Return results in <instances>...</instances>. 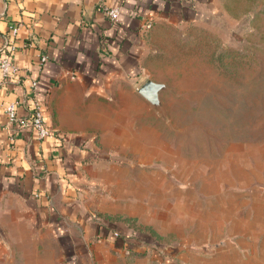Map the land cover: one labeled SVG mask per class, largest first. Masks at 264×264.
I'll list each match as a JSON object with an SVG mask.
<instances>
[{
    "label": "crops",
    "instance_id": "crops-1",
    "mask_svg": "<svg viewBox=\"0 0 264 264\" xmlns=\"http://www.w3.org/2000/svg\"><path fill=\"white\" fill-rule=\"evenodd\" d=\"M214 9L0 0V56L15 66L0 74V264H264V178H238L236 159L224 170L218 154L190 155L136 92L147 77L163 82L150 62L157 30ZM13 100L18 116L38 101L50 132L8 122L2 105Z\"/></svg>",
    "mask_w": 264,
    "mask_h": 264
},
{
    "label": "rangeland",
    "instance_id": "rangeland-1",
    "mask_svg": "<svg viewBox=\"0 0 264 264\" xmlns=\"http://www.w3.org/2000/svg\"><path fill=\"white\" fill-rule=\"evenodd\" d=\"M217 5L220 9L202 22L157 30L150 62L163 73L166 88L159 93L162 108L156 111L179 144L189 140L190 155L211 162L218 154L224 170L227 164L234 167L236 159L238 178L244 180L252 172L253 178L258 176L254 180H260L264 178V0H217ZM213 140L218 143L215 153L210 148L203 151ZM245 163L252 167L248 174ZM220 176L226 183V174Z\"/></svg>",
    "mask_w": 264,
    "mask_h": 264
},
{
    "label": "built area",
    "instance_id": "built-area-1",
    "mask_svg": "<svg viewBox=\"0 0 264 264\" xmlns=\"http://www.w3.org/2000/svg\"><path fill=\"white\" fill-rule=\"evenodd\" d=\"M119 8L118 6H110L105 9V14L111 21H116L118 18ZM149 22L144 23V27H149ZM12 30H15V26L12 27ZM45 55L40 56V60H44ZM14 64L6 56H0V74L3 77H8L11 75V72L14 71ZM34 83V82H33ZM32 83V84H33ZM3 112L6 116L8 122L17 121L18 124L22 127H32L37 131L38 136H43L48 134L50 130L43 122L42 110L39 102H35L33 108L27 116H18L15 112V101H7L2 105Z\"/></svg>",
    "mask_w": 264,
    "mask_h": 264
},
{
    "label": "water",
    "instance_id": "water-1",
    "mask_svg": "<svg viewBox=\"0 0 264 264\" xmlns=\"http://www.w3.org/2000/svg\"><path fill=\"white\" fill-rule=\"evenodd\" d=\"M166 88V84L161 81H155L151 78H145L136 87V92L145 99L149 105L157 110L162 108L159 93Z\"/></svg>",
    "mask_w": 264,
    "mask_h": 264
},
{
    "label": "trees",
    "instance_id": "trees-1",
    "mask_svg": "<svg viewBox=\"0 0 264 264\" xmlns=\"http://www.w3.org/2000/svg\"><path fill=\"white\" fill-rule=\"evenodd\" d=\"M132 232H136V233H137V232H139V233H142V232H143V233H147V232H145L142 228H140V227H135V226H134V229H132ZM132 232H131V233H132Z\"/></svg>",
    "mask_w": 264,
    "mask_h": 264
}]
</instances>
